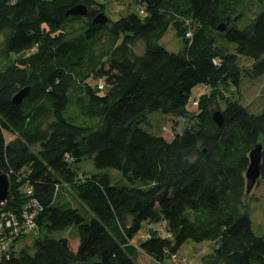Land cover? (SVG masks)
<instances>
[{
	"label": "trees",
	"instance_id": "16d2710c",
	"mask_svg": "<svg viewBox=\"0 0 264 264\" xmlns=\"http://www.w3.org/2000/svg\"><path fill=\"white\" fill-rule=\"evenodd\" d=\"M133 1L142 20L129 14L97 25L103 7L94 0H0V171L11 194L0 209L17 215L31 198L41 207L33 253L15 254L21 237L0 264H139V253L162 264L188 240L218 245L208 264H264V236L241 211L257 144L264 182V106L250 114L227 91L264 76V0L252 17L246 0ZM79 5L87 17L66 15ZM170 27L182 45L176 54L159 45ZM199 85L208 91L191 99ZM152 113L171 119V137L141 129ZM86 159L132 186L86 175L78 168ZM71 228L76 248L53 237Z\"/></svg>",
	"mask_w": 264,
	"mask_h": 264
},
{
	"label": "rangeland",
	"instance_id": "374dc122",
	"mask_svg": "<svg viewBox=\"0 0 264 264\" xmlns=\"http://www.w3.org/2000/svg\"><path fill=\"white\" fill-rule=\"evenodd\" d=\"M98 5L103 7V14L108 18L110 22H116L120 18L125 17L129 14H134L138 16L141 20L145 17L140 13L141 7L138 2L133 0H94ZM247 8V16L252 17L256 12H258V3L257 0H246L244 4ZM246 15L239 20L237 27L242 29L245 25L248 24L250 18ZM102 38L100 44L103 42L105 45L109 41L110 36L107 30L101 32ZM120 42V41H119ZM118 42V43H119ZM100 44L97 47H100ZM103 44V45H104ZM159 45L163 47L169 53H178L181 50V42L176 37L175 31L170 27L163 38L160 40ZM217 46L227 49L229 53H234V45L229 44L225 41H220ZM142 44H138L134 50L138 55H141L143 52ZM251 64V61L245 58H241L239 65L242 68H248ZM207 92L204 86H196L191 91V99L198 98L203 92ZM228 94L237 100L242 106H244L248 113L253 115H258L262 112L264 106V76L258 78L255 81L242 80L238 87L230 85L227 87ZM227 94V93H226ZM194 106V105H193ZM163 128L164 131H163ZM181 127L178 128V130ZM141 129L150 133L152 135L160 137L165 135V137H171V123L169 117L162 115L161 113H152L148 116L146 123L141 125ZM6 142L12 140L8 135L5 136ZM78 168L84 172L86 175H96L102 174L107 175L110 179V183L118 187H131L126 179L123 178L121 173L114 169H103L96 170L90 159L81 161L78 164ZM140 183L133 185L138 187ZM72 204L73 201L69 200ZM77 208H80L77 200ZM243 213H246L251 221V226L253 233L258 237L264 236V182L259 181L257 185L253 188L249 196H245L242 201ZM93 217L92 214L86 215L87 220ZM158 228L161 227L157 226ZM76 230L71 228L69 230L63 231L61 233L53 234L55 238H66L70 239L73 248H75ZM35 240V235H29L20 239L14 248L15 254L23 248H28L30 253H33V243ZM215 243H195L191 240L186 241L181 248L178 250L177 255L185 257L187 259V264H208L210 256L213 254V251L217 248ZM141 254V253H139ZM139 257V256H138ZM139 264H157L154 261L140 255ZM162 264H171L169 260H164Z\"/></svg>",
	"mask_w": 264,
	"mask_h": 264
},
{
	"label": "built area",
	"instance_id": "2783aa9c",
	"mask_svg": "<svg viewBox=\"0 0 264 264\" xmlns=\"http://www.w3.org/2000/svg\"><path fill=\"white\" fill-rule=\"evenodd\" d=\"M186 37L190 38V33H187ZM97 89L99 91L103 90V83L101 81L97 83ZM191 106L192 108H197L198 105L196 102H192ZM26 196L32 197V190L30 188L26 189ZM40 211L41 207L34 198L29 199V202L17 215L11 212H3L0 209V261L9 258L16 240L21 237L35 235L37 231L35 220ZM148 238V233L140 235V239L146 240ZM170 261L172 264H187L185 257L176 255L171 256Z\"/></svg>",
	"mask_w": 264,
	"mask_h": 264
},
{
	"label": "water",
	"instance_id": "95a60500",
	"mask_svg": "<svg viewBox=\"0 0 264 264\" xmlns=\"http://www.w3.org/2000/svg\"><path fill=\"white\" fill-rule=\"evenodd\" d=\"M66 15L73 17H87L88 11L85 6L79 5L69 10ZM107 22H108V18L103 13L97 14L92 20V23L97 25H105L107 24ZM217 30L219 32H224L225 25L223 24L219 25ZM28 93H29L28 87L20 90L13 97L12 103L14 105H20L27 97ZM212 120L219 129L222 128L223 118L221 113L214 112L212 114ZM261 152H262V145L257 144L249 154V164L245 172L246 196H248L251 193V191L253 190V188L255 187L256 183L260 178ZM10 201H11V194H10L9 176L0 171V206L8 204Z\"/></svg>",
	"mask_w": 264,
	"mask_h": 264
},
{
	"label": "crops",
	"instance_id": "0c3cea01",
	"mask_svg": "<svg viewBox=\"0 0 264 264\" xmlns=\"http://www.w3.org/2000/svg\"><path fill=\"white\" fill-rule=\"evenodd\" d=\"M169 121H171V119L169 118ZM164 129L165 128H163V131H164ZM165 132V131H164ZM162 136H165V135H162ZM76 242V244H75V248L77 247V241H75ZM140 255H142V256H144V257H146V258H148V259H150L149 257H147L145 254H143V253H141V254H139V257H138V263H139V258H140ZM151 260V259H150ZM152 261V260H151Z\"/></svg>",
	"mask_w": 264,
	"mask_h": 264
}]
</instances>
